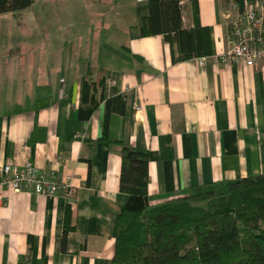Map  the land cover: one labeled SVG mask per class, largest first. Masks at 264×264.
<instances>
[{
    "label": "crops",
    "instance_id": "crops-1",
    "mask_svg": "<svg viewBox=\"0 0 264 264\" xmlns=\"http://www.w3.org/2000/svg\"><path fill=\"white\" fill-rule=\"evenodd\" d=\"M147 4L35 0L0 15L10 44L0 51V164L70 175L74 190L69 202L0 187V264H109L127 200L121 144L147 155L151 206L264 175V63L215 62L230 48L224 15L235 18L234 1L196 0L211 55L176 63L162 36L143 35ZM180 6L193 28L194 5ZM99 73L92 107L83 82Z\"/></svg>",
    "mask_w": 264,
    "mask_h": 264
},
{
    "label": "trees",
    "instance_id": "trees-1",
    "mask_svg": "<svg viewBox=\"0 0 264 264\" xmlns=\"http://www.w3.org/2000/svg\"><path fill=\"white\" fill-rule=\"evenodd\" d=\"M35 0H0V15L20 12ZM147 0L144 36L160 35L173 63L211 55L209 30L182 23L180 2ZM239 12L244 0H233ZM95 82L84 80L82 101L96 107ZM119 190L127 195L114 217V251L109 264H264V175L243 178L223 189L167 200L151 206L147 196V155L120 145ZM65 211L63 236L70 230Z\"/></svg>",
    "mask_w": 264,
    "mask_h": 264
},
{
    "label": "built area",
    "instance_id": "built-area-1",
    "mask_svg": "<svg viewBox=\"0 0 264 264\" xmlns=\"http://www.w3.org/2000/svg\"><path fill=\"white\" fill-rule=\"evenodd\" d=\"M232 9L237 12L234 19H231L228 12L224 15L229 20L230 48L216 57L215 62L226 65L241 63L247 66L264 63V5L259 0H254L249 4L244 2L241 12L236 5ZM135 110L139 111L140 107L135 105ZM72 180L70 175L60 179L56 172L41 170L30 161H25L20 167L9 161L0 164V187L9 189L12 194L46 197L61 195L71 202L74 195ZM3 201L4 197L0 193V204Z\"/></svg>",
    "mask_w": 264,
    "mask_h": 264
},
{
    "label": "rangeland",
    "instance_id": "rangeland-1",
    "mask_svg": "<svg viewBox=\"0 0 264 264\" xmlns=\"http://www.w3.org/2000/svg\"><path fill=\"white\" fill-rule=\"evenodd\" d=\"M262 1V4L264 5V0H261ZM237 13V12H236ZM236 15V14H235ZM8 44V47H9V43H7ZM7 44H5L4 43V40L3 39H1V41H0V51L1 50H3L4 49V47L7 45Z\"/></svg>",
    "mask_w": 264,
    "mask_h": 264
}]
</instances>
